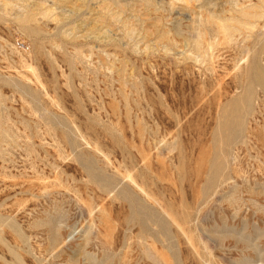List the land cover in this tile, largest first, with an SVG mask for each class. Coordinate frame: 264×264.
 Wrapping results in <instances>:
<instances>
[{"label": "rangeland", "instance_id": "obj_1", "mask_svg": "<svg viewBox=\"0 0 264 264\" xmlns=\"http://www.w3.org/2000/svg\"><path fill=\"white\" fill-rule=\"evenodd\" d=\"M0 264H264V0H0Z\"/></svg>", "mask_w": 264, "mask_h": 264}]
</instances>
